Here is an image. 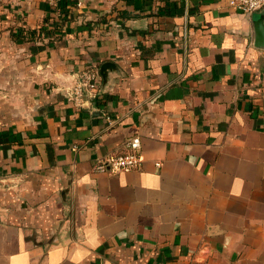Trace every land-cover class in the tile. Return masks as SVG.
<instances>
[{"label":"crops","instance_id":"crops-1","mask_svg":"<svg viewBox=\"0 0 264 264\" xmlns=\"http://www.w3.org/2000/svg\"><path fill=\"white\" fill-rule=\"evenodd\" d=\"M60 9L0 3V264H264V8ZM135 133L139 168L95 169Z\"/></svg>","mask_w":264,"mask_h":264},{"label":"built area","instance_id":"built-area-1","mask_svg":"<svg viewBox=\"0 0 264 264\" xmlns=\"http://www.w3.org/2000/svg\"><path fill=\"white\" fill-rule=\"evenodd\" d=\"M8 0H0V3ZM56 9L58 16L62 17L60 2L63 0H48ZM231 4L240 12L252 14L264 8V0H231ZM102 83V76L99 68L95 65L85 67L65 89V97L74 102L76 106L84 103V98L88 94L96 95ZM109 118V117H107ZM142 164V140L138 133L129 136L124 142L122 152L112 153L99 158L95 169L98 171L126 170L139 168ZM158 166L160 162L156 163Z\"/></svg>","mask_w":264,"mask_h":264},{"label":"water","instance_id":"water-1","mask_svg":"<svg viewBox=\"0 0 264 264\" xmlns=\"http://www.w3.org/2000/svg\"><path fill=\"white\" fill-rule=\"evenodd\" d=\"M255 28H256V42L257 44L264 46V13L261 14V16L256 20ZM110 64L111 62H105L102 64L101 71L103 74H105V70L108 68Z\"/></svg>","mask_w":264,"mask_h":264}]
</instances>
